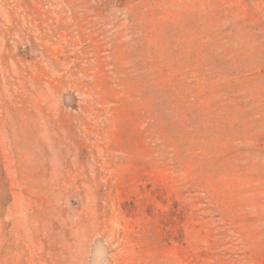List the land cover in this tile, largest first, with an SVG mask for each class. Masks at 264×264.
Listing matches in <instances>:
<instances>
[{
  "label": "rangeland",
  "instance_id": "rangeland-1",
  "mask_svg": "<svg viewBox=\"0 0 264 264\" xmlns=\"http://www.w3.org/2000/svg\"><path fill=\"white\" fill-rule=\"evenodd\" d=\"M0 264H264V0H0Z\"/></svg>",
  "mask_w": 264,
  "mask_h": 264
}]
</instances>
